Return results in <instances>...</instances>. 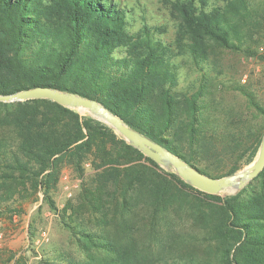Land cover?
<instances>
[{
	"label": "trees",
	"instance_id": "trees-1",
	"mask_svg": "<svg viewBox=\"0 0 264 264\" xmlns=\"http://www.w3.org/2000/svg\"><path fill=\"white\" fill-rule=\"evenodd\" d=\"M165 2L171 37L146 16L135 27L117 0H0V93L74 92L206 174L243 169L259 153L264 104L220 57L264 62V0ZM67 168L81 192L59 209ZM27 200L56 213L74 246L39 264H264V169L234 193H208L50 98L0 101V211Z\"/></svg>",
	"mask_w": 264,
	"mask_h": 264
},
{
	"label": "rangeland",
	"instance_id": "rangeland-1",
	"mask_svg": "<svg viewBox=\"0 0 264 264\" xmlns=\"http://www.w3.org/2000/svg\"><path fill=\"white\" fill-rule=\"evenodd\" d=\"M117 1L134 14L135 27H140L144 21L142 16H146V21L149 24H157L167 28V32L162 36L171 37L173 35L174 23L171 20L165 0ZM220 58L226 75H231L241 83L248 84L264 104V62L255 57L247 58L240 53L232 52H224ZM189 67V65H184L181 69L182 85L190 71ZM246 74V81H243ZM193 75L190 73V78ZM81 113L89 114L88 111L83 110ZM88 172L91 174V169H88ZM80 192L81 178L72 170L65 169L54 195L59 209L64 208L68 202H72L74 205L78 204ZM40 204H42L41 200L14 202L11 206L12 209L19 210L16 212L9 211L7 206L1 207L0 264H10L5 263L4 260L13 253L17 257L16 263L13 264H39L41 258L53 255L57 249L74 247L70 240L69 231L61 225L56 213L44 204L40 209ZM90 215L91 213L88 212V216ZM31 222L32 228L29 226ZM44 232H46L45 235ZM31 234H34L33 238Z\"/></svg>",
	"mask_w": 264,
	"mask_h": 264
},
{
	"label": "water",
	"instance_id": "water-1",
	"mask_svg": "<svg viewBox=\"0 0 264 264\" xmlns=\"http://www.w3.org/2000/svg\"><path fill=\"white\" fill-rule=\"evenodd\" d=\"M34 98H50L66 106L77 108L80 111H88L93 117L114 127L128 142L161 166L165 168L172 167L184 180L208 193H234L258 176L264 169V135L258 156L249 166L230 175L213 176L202 172L199 168L185 161L180 155L130 127L120 116L113 113L96 99L45 85L25 88L8 94L0 93V101L6 102Z\"/></svg>",
	"mask_w": 264,
	"mask_h": 264
},
{
	"label": "built area",
	"instance_id": "built-area-1",
	"mask_svg": "<svg viewBox=\"0 0 264 264\" xmlns=\"http://www.w3.org/2000/svg\"><path fill=\"white\" fill-rule=\"evenodd\" d=\"M247 78V74L245 75V77L243 78V81H246ZM46 234V232H44V235ZM2 236V233H0V237Z\"/></svg>",
	"mask_w": 264,
	"mask_h": 264
},
{
	"label": "crops",
	"instance_id": "crops-1",
	"mask_svg": "<svg viewBox=\"0 0 264 264\" xmlns=\"http://www.w3.org/2000/svg\"><path fill=\"white\" fill-rule=\"evenodd\" d=\"M15 261H17L16 255H15V260H13L10 264L16 263Z\"/></svg>",
	"mask_w": 264,
	"mask_h": 264
}]
</instances>
